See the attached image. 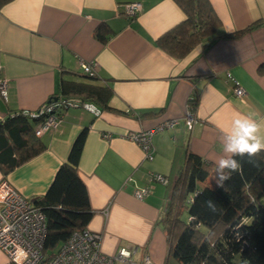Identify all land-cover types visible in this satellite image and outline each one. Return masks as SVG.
I'll return each mask as SVG.
<instances>
[{
    "label": "crops",
    "instance_id": "obj_1",
    "mask_svg": "<svg viewBox=\"0 0 264 264\" xmlns=\"http://www.w3.org/2000/svg\"><path fill=\"white\" fill-rule=\"evenodd\" d=\"M208 1L220 30L180 57L157 44L186 17L174 0H11L0 6V76L6 82L0 122L14 112L37 111L57 92L60 76L85 75L82 64L111 88L115 109L94 115L68 107L59 125L38 137L44 149L7 174L0 169V181L32 201L41 197L86 128L77 174L92 211L86 228L100 234V250L134 247L135 264L145 256L152 264H181L169 252L160 220L187 154L216 166L234 119L264 118V0ZM130 2L141 3L132 17L123 12ZM256 22L262 23L240 36H224ZM102 23L109 29L104 42L93 34ZM227 73L243 88L242 97L233 94ZM189 109L191 128L185 123ZM169 119L177 123L151 137L152 159L124 137ZM141 188L148 193L138 199L134 192ZM0 264H6L1 250Z\"/></svg>",
    "mask_w": 264,
    "mask_h": 264
},
{
    "label": "trees",
    "instance_id": "obj_2",
    "mask_svg": "<svg viewBox=\"0 0 264 264\" xmlns=\"http://www.w3.org/2000/svg\"><path fill=\"white\" fill-rule=\"evenodd\" d=\"M9 1L0 0V6ZM174 1L186 17L160 36L157 44L180 57L203 39L216 37L220 22L208 0ZM260 23L224 36H240ZM108 31L102 23L93 34L104 42ZM83 73L75 79L60 76L57 92L48 101L76 97L95 104L100 111L115 110L109 106L111 88L98 83L95 73ZM41 119L20 111L0 122L3 174L44 149L33 127ZM85 136L86 128L76 136L66 162L56 171L45 194L33 200L46 220L44 253L52 254L74 230L86 228L92 215L86 188L77 174ZM234 158L240 161L241 169L232 173L221 188L216 184V166L196 154H187L160 220L169 240V252L179 263L264 264V151L253 158L258 167L247 157ZM208 200L216 204L215 214L204 206Z\"/></svg>",
    "mask_w": 264,
    "mask_h": 264
},
{
    "label": "built area",
    "instance_id": "obj_3",
    "mask_svg": "<svg viewBox=\"0 0 264 264\" xmlns=\"http://www.w3.org/2000/svg\"><path fill=\"white\" fill-rule=\"evenodd\" d=\"M124 14L132 17L141 9L140 2L124 4ZM84 72L95 73L89 64H82ZM227 79L232 85V92L237 97L244 95L240 84L227 73ZM0 93L5 96L6 82L0 76ZM85 105H94L79 98L55 99L41 105L30 115L42 117L36 124L34 134L40 136L46 131L55 129L60 122L61 113L68 107H83L94 115L100 109L86 108ZM194 114L189 109L185 113V123L191 128ZM176 119L160 122L152 129L127 132L124 137L136 143L144 152L145 158L152 159L151 137L159 130L173 127ZM152 180L166 184L167 178L159 173H149ZM148 193V188L137 189L134 196L142 199ZM46 236V220L41 208L32 200L13 188L8 181H0V250L6 256V264H135L133 255L136 248L122 246L113 254H105L100 250V234L87 228L74 230L69 238L58 245L52 254L44 253L43 246ZM127 252L130 255L124 256ZM142 264H152L148 257H144Z\"/></svg>",
    "mask_w": 264,
    "mask_h": 264
},
{
    "label": "clouds",
    "instance_id": "obj_4",
    "mask_svg": "<svg viewBox=\"0 0 264 264\" xmlns=\"http://www.w3.org/2000/svg\"><path fill=\"white\" fill-rule=\"evenodd\" d=\"M85 107H94V105H85ZM254 115L237 116L232 122L231 130L223 137L225 155L216 161V184L221 188L225 187V181L231 178L232 173L239 172L241 169L240 161L234 157H247L249 163L259 166L253 158L264 151V134L261 132L264 129V118L257 121L253 118ZM204 206L213 214L218 211L216 204L211 200L205 201ZM123 255L130 254L124 252Z\"/></svg>",
    "mask_w": 264,
    "mask_h": 264
}]
</instances>
